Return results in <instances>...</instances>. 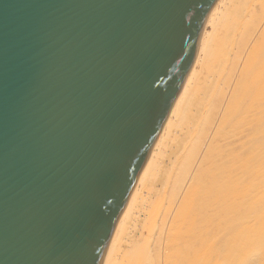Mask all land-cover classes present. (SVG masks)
Masks as SVG:
<instances>
[{
  "label": "water",
  "instance_id": "obj_1",
  "mask_svg": "<svg viewBox=\"0 0 264 264\" xmlns=\"http://www.w3.org/2000/svg\"><path fill=\"white\" fill-rule=\"evenodd\" d=\"M220 0H0V264H102Z\"/></svg>",
  "mask_w": 264,
  "mask_h": 264
},
{
  "label": "bare ground",
  "instance_id": "obj_2",
  "mask_svg": "<svg viewBox=\"0 0 264 264\" xmlns=\"http://www.w3.org/2000/svg\"><path fill=\"white\" fill-rule=\"evenodd\" d=\"M102 264H264V0H220Z\"/></svg>",
  "mask_w": 264,
  "mask_h": 264
}]
</instances>
